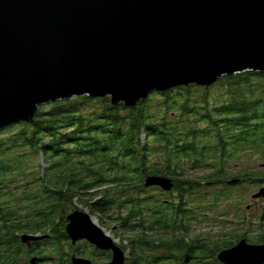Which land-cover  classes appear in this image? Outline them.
Returning a JSON list of instances; mask_svg holds the SVG:
<instances>
[{
	"label": "trees",
	"instance_id": "trees-1",
	"mask_svg": "<svg viewBox=\"0 0 264 264\" xmlns=\"http://www.w3.org/2000/svg\"><path fill=\"white\" fill-rule=\"evenodd\" d=\"M253 157L264 166V73L155 91L132 108L88 97L40 106L34 118L0 131V264L20 261L19 233L56 230L76 203L115 217L121 233L139 231L130 242L135 264L160 263L143 249L200 262L211 246L187 241L188 222L235 203L244 182L264 185V170H233ZM148 176L172 179L175 195H150ZM217 253L211 259L219 264Z\"/></svg>",
	"mask_w": 264,
	"mask_h": 264
},
{
	"label": "water",
	"instance_id": "water-1",
	"mask_svg": "<svg viewBox=\"0 0 264 264\" xmlns=\"http://www.w3.org/2000/svg\"><path fill=\"white\" fill-rule=\"evenodd\" d=\"M245 72L264 73V0H0V131L58 101L110 98L132 108L155 91L208 88ZM144 185L174 189L162 176ZM253 198L264 199V187ZM67 221L74 242L111 249L112 264H124L88 213ZM217 260L264 264V245L242 240Z\"/></svg>",
	"mask_w": 264,
	"mask_h": 264
},
{
	"label": "rangeland",
	"instance_id": "rangeland-1",
	"mask_svg": "<svg viewBox=\"0 0 264 264\" xmlns=\"http://www.w3.org/2000/svg\"><path fill=\"white\" fill-rule=\"evenodd\" d=\"M233 170L235 172L246 171L249 172V174L256 173L257 175H260L264 170V166L260 159L253 157V159L248 158L234 162ZM189 173H191V178L203 176V171ZM263 187L264 185L262 184L244 182L242 185H240L237 191H234V196L237 198L235 203L234 201L232 204L230 202L231 205H229V203H220L219 207L213 211V213H209L208 219L200 222H188L187 232L185 234L186 238L188 239L187 241H193L198 238L199 241L207 242L211 246L209 247L211 252L208 254V256L203 258V260L200 262L196 263L191 261L189 264H213L211 257H215V252L219 253L223 249V242L231 241L235 235H241L244 229L241 221L245 218H248L249 227L254 228V230H259L258 225L261 222L264 226V220L260 221L261 216L264 219V200H254L253 198V196L258 194L260 189ZM215 188L217 187H213L211 190ZM211 190L209 189L210 195L212 196L214 192H211ZM161 192L163 191L156 189L154 191L151 190L149 194L158 196L161 194ZM206 192H208V190H206ZM167 194L168 193H166V195ZM166 197L172 199L169 196ZM162 199H164V197H162ZM76 207L78 210L88 213L93 221L119 244H123L124 246L128 244L129 246L130 242L136 239V236L139 233L138 230L132 232L131 234L121 233L117 229L118 223L115 221V217L91 212L88 208L80 205L79 203H76ZM70 210L68 213L72 212H70ZM254 225L255 227H253ZM157 232L158 231L155 230H148L146 235L150 238H155V236H159L157 235ZM233 242L235 243L237 240H234ZM142 253L148 257L160 259L162 264H178L169 256V253H167V250L165 249H159L155 251L143 249ZM182 256L183 254L179 253L177 255L178 260H180ZM183 263L188 264L187 258L184 259Z\"/></svg>",
	"mask_w": 264,
	"mask_h": 264
},
{
	"label": "flooded vegetation",
	"instance_id": "flooded-vegetation-1",
	"mask_svg": "<svg viewBox=\"0 0 264 264\" xmlns=\"http://www.w3.org/2000/svg\"><path fill=\"white\" fill-rule=\"evenodd\" d=\"M153 188L159 189L157 187ZM67 216L65 221L56 230L50 229L46 233H27V235L42 237L43 239L40 241L23 244L20 236L26 233H19V250L23 256L16 263L31 264V261L35 260L36 264H74L75 261H81L83 264H112L115 259V252L113 250L101 249L87 239H79L74 242L67 232ZM242 226H244V229L240 235L241 238L227 249H231L242 240H245L249 245H264V226L262 222L258 225L259 230H254V228L249 227L248 218H245ZM109 237L113 240L116 248L120 249L123 253L124 264H135L136 258L133 255V248L130 247L131 243L129 246L128 244L126 245L129 248L126 249V246L117 243L111 236ZM159 264L162 263L160 262ZM213 264L216 263L213 262ZM219 264L221 263L219 262Z\"/></svg>",
	"mask_w": 264,
	"mask_h": 264
}]
</instances>
